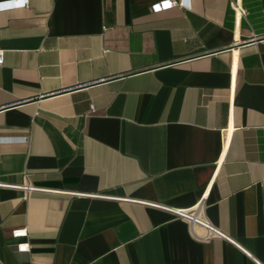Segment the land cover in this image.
Returning a JSON list of instances; mask_svg holds the SVG:
<instances>
[{"label":"crops","instance_id":"crops-1","mask_svg":"<svg viewBox=\"0 0 264 264\" xmlns=\"http://www.w3.org/2000/svg\"><path fill=\"white\" fill-rule=\"evenodd\" d=\"M160 1L0 9V264H264V0Z\"/></svg>","mask_w":264,"mask_h":264},{"label":"built area","instance_id":"built-area-1","mask_svg":"<svg viewBox=\"0 0 264 264\" xmlns=\"http://www.w3.org/2000/svg\"><path fill=\"white\" fill-rule=\"evenodd\" d=\"M27 4V0H10L9 2H5L4 4H0L1 8L5 7H24ZM174 6L185 7L186 2L184 0H162L160 2H155L151 5V11L158 12L161 10H165ZM232 9L235 13V16L239 18L243 13L244 9L242 8L239 0H233L231 2ZM106 51V50H104ZM2 64V51L0 50V65ZM90 109H93V105H90ZM22 139H26V137H22ZM21 187L25 192H29L31 190L37 189V187L31 185L28 182L17 185ZM178 217L186 221L188 230L190 234L196 239L200 240H209L212 237H227V235L221 231L217 226L212 224L203 213V205L198 202L192 209H171ZM199 229V230H198ZM27 228L26 226L15 227L11 230V235L13 237H26L27 236ZM17 248L19 250L28 251L30 249V243L27 239H22L18 242ZM30 264H35L31 261Z\"/></svg>","mask_w":264,"mask_h":264},{"label":"snow or ice","instance_id":"snow-or-ice-1","mask_svg":"<svg viewBox=\"0 0 264 264\" xmlns=\"http://www.w3.org/2000/svg\"><path fill=\"white\" fill-rule=\"evenodd\" d=\"M21 2H23V0H21ZM0 7H3V6H0Z\"/></svg>","mask_w":264,"mask_h":264}]
</instances>
